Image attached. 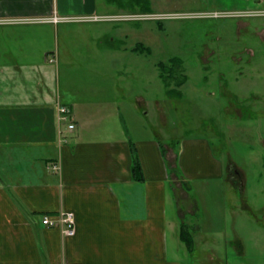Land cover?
Instances as JSON below:
<instances>
[{
    "label": "crops",
    "instance_id": "obj_1",
    "mask_svg": "<svg viewBox=\"0 0 264 264\" xmlns=\"http://www.w3.org/2000/svg\"><path fill=\"white\" fill-rule=\"evenodd\" d=\"M137 1L140 12L160 13L152 9L153 0ZM106 2L105 10L125 9L122 0ZM80 10L95 13L97 3L81 0ZM58 11L55 0H0V18ZM58 24H0V264H182L168 234L177 229L181 240V225L188 224H177L172 205L176 217L183 215L178 203L191 206L189 179L220 178L223 163L204 138L183 139L178 153L164 147L160 136H133L123 117L146 112V100H128L123 87L116 86L119 110L109 108L113 127L96 128L108 113L104 102L62 99L55 69L44 61L55 59V52L49 57L50 40ZM105 36H97L106 41L92 52L97 59L123 57L142 43L122 41L115 48L114 38ZM57 100L71 109L72 129L59 123ZM88 126L99 132L88 135ZM131 141L141 180L132 172ZM61 210L74 213L71 236L42 223L44 215ZM185 246L192 253L195 245Z\"/></svg>",
    "mask_w": 264,
    "mask_h": 264
},
{
    "label": "rangeland",
    "instance_id": "obj_2",
    "mask_svg": "<svg viewBox=\"0 0 264 264\" xmlns=\"http://www.w3.org/2000/svg\"><path fill=\"white\" fill-rule=\"evenodd\" d=\"M55 1L68 19L58 22L50 40L49 57L55 52V59L43 60L55 69L62 99L103 101L108 113L96 128L113 127L109 108L119 110L116 86L123 87L128 100H146V112L123 117L133 136H160L178 153L183 139L204 138L225 167L220 178L189 179L191 206L178 203L183 215L176 217L172 205L171 216L188 224L195 245L188 252L176 229L168 234L176 246L172 254L182 264H264V0H153L154 12L181 16L99 20L76 17L141 14L139 1L122 0L125 9L105 10L106 0H95L97 10L87 14L81 0ZM213 11L241 13L196 15ZM103 35L114 38L115 48L141 41L150 50L97 59L92 52L106 45L97 38ZM171 57L183 60L187 80L180 87L170 82L175 90L167 94L156 63ZM97 132L91 127L87 134Z\"/></svg>",
    "mask_w": 264,
    "mask_h": 264
},
{
    "label": "built area",
    "instance_id": "obj_3",
    "mask_svg": "<svg viewBox=\"0 0 264 264\" xmlns=\"http://www.w3.org/2000/svg\"><path fill=\"white\" fill-rule=\"evenodd\" d=\"M241 12H230V11H213L211 13H197L196 15L202 16H225V15H237ZM250 13V12H249ZM168 16H181L176 14H165V13H141V14H121L116 16H105L101 17L97 14L94 15H81L76 17L77 20H99V19H160L162 17ZM68 19L65 16H60L57 14H53L49 17H18V18H0V24L6 23H32V22H49L53 24H57L59 21ZM53 61V59H50ZM56 109H57V118L59 123L60 122H67L68 129H72L74 124L71 122V109L64 103H61L59 100L56 101ZM42 223L45 225L59 227L62 234L64 236H71L75 232V219L74 213L70 210H61L57 214L50 216L44 215L42 218Z\"/></svg>",
    "mask_w": 264,
    "mask_h": 264
},
{
    "label": "trees",
    "instance_id": "obj_4",
    "mask_svg": "<svg viewBox=\"0 0 264 264\" xmlns=\"http://www.w3.org/2000/svg\"><path fill=\"white\" fill-rule=\"evenodd\" d=\"M145 13H151V11H146ZM159 26H161L160 23H159ZM147 50H148L147 46L142 43H137L132 48V51H135V52H145ZM182 64H183V61L179 57H171L167 61H158L157 63L158 74L167 89V94H170L173 90H175L174 88L170 86V82L174 81L175 85L177 87H180L187 80V76L184 74ZM177 91L179 92V90H176V92ZM161 148H162L161 149L162 154L164 156L165 149L163 147ZM131 157H132V172L137 179L141 180L143 178L142 171H141V164H140L138 155L134 149V145L132 141H131ZM180 237H181V240L187 245L189 250L192 249L193 239L191 237V234L187 226L184 224L181 225Z\"/></svg>",
    "mask_w": 264,
    "mask_h": 264
},
{
    "label": "water",
    "instance_id": "obj_5",
    "mask_svg": "<svg viewBox=\"0 0 264 264\" xmlns=\"http://www.w3.org/2000/svg\"><path fill=\"white\" fill-rule=\"evenodd\" d=\"M234 170H233V174H234V176H239V173H238V171H237V169L234 167L233 168Z\"/></svg>",
    "mask_w": 264,
    "mask_h": 264
},
{
    "label": "flooded vegetation",
    "instance_id": "obj_6",
    "mask_svg": "<svg viewBox=\"0 0 264 264\" xmlns=\"http://www.w3.org/2000/svg\"><path fill=\"white\" fill-rule=\"evenodd\" d=\"M228 167H229V170L231 171V173H232V171L234 170L233 168V165H231V164H228Z\"/></svg>",
    "mask_w": 264,
    "mask_h": 264
}]
</instances>
